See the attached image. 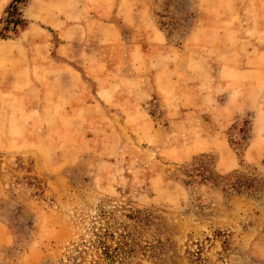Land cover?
Listing matches in <instances>:
<instances>
[{
    "label": "rangeland",
    "instance_id": "obj_1",
    "mask_svg": "<svg viewBox=\"0 0 264 264\" xmlns=\"http://www.w3.org/2000/svg\"><path fill=\"white\" fill-rule=\"evenodd\" d=\"M32 2L79 27L58 20L30 34L79 36L75 51L92 52L99 71L70 75L66 86L80 87L66 106H38L27 86L34 56L3 49L0 264H264L258 114L226 125L206 91L215 86L220 104L229 96L213 84L228 78L225 62L257 50L240 37L264 0H32L24 16ZM10 73L14 87L4 85Z\"/></svg>",
    "mask_w": 264,
    "mask_h": 264
},
{
    "label": "crops",
    "instance_id": "obj_2",
    "mask_svg": "<svg viewBox=\"0 0 264 264\" xmlns=\"http://www.w3.org/2000/svg\"><path fill=\"white\" fill-rule=\"evenodd\" d=\"M1 1L3 7L9 2V0ZM39 8L41 7L36 2L30 3V5L24 8L25 17L30 19V25L25 31L21 33L20 36L0 41V57L2 59L6 58L7 54H2V51H4L3 49L7 47L13 48V50L10 52V54H13V57L17 58L19 53H24V55H27L29 58L30 56H34V61L31 60L28 63L27 70L29 76H31V82L27 86H31L32 89H38V106L39 104L49 105V103H53L54 100L56 101L55 105L66 106L65 103L68 95L71 97V95L68 93L80 87V85L66 86V84L69 83L70 75L74 74L75 77H78L77 75L82 76V74L86 73L87 70L97 73L99 69L95 68V66L92 64V61H94V54L92 52H86L85 54V52L75 51L74 46H77L78 41L80 40L79 36L74 38L71 37L72 39H70L66 34L64 35V39H62L60 42L58 41V44H54L53 41L49 40L48 38L44 37L39 39L38 36L35 37L30 34L35 28H41V24H45L51 28L56 27L58 20H60L58 22V26H64L65 28L70 29H74L75 26H78L70 23L68 20L69 18L67 17L65 18L63 24V22H61L63 19H57L55 15L51 14L49 16L47 15L46 17L42 12L41 14H38L40 12ZM258 16V20L254 19L249 22V36L240 37L242 38V41L245 40L246 42V40H248V43H250L248 47H255L257 50H250V48H248V51L245 54L239 52L237 54L239 62L236 65L231 64L230 61L226 60L227 62H225L223 65L222 73H228V78L224 76L222 79L218 80L217 83L213 84H220L225 90L229 89L228 91L230 94L224 103L220 104L218 99L219 96L214 93L215 86H208V89H206L208 93L213 92L212 96L208 95V99H211L215 102L217 106L215 113H221L222 116L225 117L224 119L226 120V125L235 122L238 119V116L243 112L253 111L255 114H258V116H256L257 119H255L257 132L252 137L254 141L251 143V147H253V144L255 145L258 143L259 139L264 138V49L262 45H258L257 47L254 44V40L256 41L257 35L258 41L262 43L261 37L262 31H264V8L262 5L259 6V4ZM231 27L233 28V26H229V29H224V31L231 32ZM65 30L66 33L69 32V29ZM235 31L237 32V30ZM51 47L52 49L53 47L56 48V51L54 50L55 53L53 50L50 51ZM39 50H41V54H38ZM7 57L9 58L10 55L8 54ZM51 58H53V62L50 61ZM25 66V64L22 65V68H25ZM37 69L40 72V76L38 75L39 78L36 76ZM58 72L61 76L65 75V77L61 80L60 85H57L53 78L54 74ZM66 72L67 74H65ZM232 75H234V77H232ZM235 75H238L239 78H235L237 77ZM12 76H14V73H10V76L7 79L8 82L4 84L5 86L14 87L12 84L13 82H16V78ZM49 77H51L52 81L48 80ZM21 82L24 84L26 79L22 78ZM23 87H25V85H23ZM108 90L109 86L98 87L97 94L99 97H101L102 101L105 99L100 93H104ZM209 90L212 91L209 92ZM112 97H115L114 93L112 94ZM26 99L31 100L30 97L24 96L23 101L25 104ZM42 100H46V103ZM205 103V106L208 108L209 104H207L206 100ZM30 104H32V102L28 103V105ZM199 105L200 107L203 106L202 104ZM219 125L220 127H224L221 124ZM213 136H218L217 139L220 137V143H224V141L221 140L223 137L222 133H217Z\"/></svg>",
    "mask_w": 264,
    "mask_h": 264
},
{
    "label": "trees",
    "instance_id": "obj_3",
    "mask_svg": "<svg viewBox=\"0 0 264 264\" xmlns=\"http://www.w3.org/2000/svg\"><path fill=\"white\" fill-rule=\"evenodd\" d=\"M30 1L32 0H9L5 5L4 11L7 17L4 20L0 18V24L3 23L5 25L0 28V41L16 38L29 27L30 20L22 14V8L24 3ZM11 25L12 29H10ZM9 30L13 32V36L8 35ZM99 241L102 244L103 253L112 258L114 256L112 255L114 249L112 250L102 239H99Z\"/></svg>",
    "mask_w": 264,
    "mask_h": 264
}]
</instances>
